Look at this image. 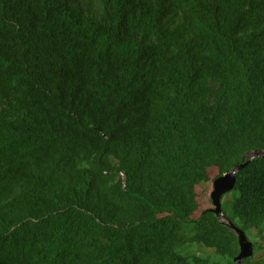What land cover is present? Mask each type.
Masks as SVG:
<instances>
[{"label": "trees", "instance_id": "1", "mask_svg": "<svg viewBox=\"0 0 264 264\" xmlns=\"http://www.w3.org/2000/svg\"><path fill=\"white\" fill-rule=\"evenodd\" d=\"M253 150L221 197L242 264H264V0H0V264H234L210 191Z\"/></svg>", "mask_w": 264, "mask_h": 264}, {"label": "water", "instance_id": "2", "mask_svg": "<svg viewBox=\"0 0 264 264\" xmlns=\"http://www.w3.org/2000/svg\"><path fill=\"white\" fill-rule=\"evenodd\" d=\"M261 156H263L262 150H253L246 155V159L243 162L236 164L232 169L223 175L216 177L212 182V190L210 191V197L212 200L211 210L215 213L218 219L222 220V218H225L226 221L224 222L226 226L232 229L238 237L239 252L233 257L234 264H242L245 258L251 257L254 253V245L252 241L247 238L243 229L236 226L225 215L221 207V197L235 187V173L243 168L252 158Z\"/></svg>", "mask_w": 264, "mask_h": 264}, {"label": "rangeland", "instance_id": "3", "mask_svg": "<svg viewBox=\"0 0 264 264\" xmlns=\"http://www.w3.org/2000/svg\"><path fill=\"white\" fill-rule=\"evenodd\" d=\"M236 194H237V191H236ZM230 200H231V194H228L222 200V207L227 213L230 212V204H229ZM222 220L226 221L225 218H222ZM183 226L188 232H190L193 229V225L191 223H184ZM261 227L262 229H264V225H261ZM179 251L182 253L186 252L190 255L195 254L200 257L207 258L210 264L224 263L226 260L225 256L215 253L213 249L206 248L204 246L196 245V244H189V245L183 246L179 248Z\"/></svg>", "mask_w": 264, "mask_h": 264}]
</instances>
